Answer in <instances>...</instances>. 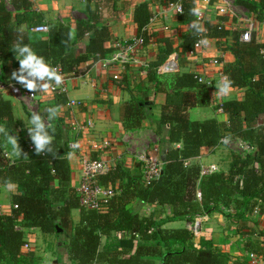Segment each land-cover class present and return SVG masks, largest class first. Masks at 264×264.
I'll list each match as a JSON object with an SVG mask.
<instances>
[{"label": "trees", "instance_id": "1", "mask_svg": "<svg viewBox=\"0 0 264 264\" xmlns=\"http://www.w3.org/2000/svg\"><path fill=\"white\" fill-rule=\"evenodd\" d=\"M107 1L86 0L85 19L75 20L73 27L55 21L47 24V31L37 32L34 28L44 23L32 0H12V10L0 0V79H4L3 71L8 65L20 67L17 53L25 45L46 63L59 66L66 73L84 62L92 65L108 55L113 51L114 39L109 26L100 23V8ZM167 1L162 0V4ZM234 2L264 21V0ZM182 6L178 21L188 24L189 31L182 38L179 53L192 49L200 31V24L193 25L197 21L192 11L195 0H183ZM152 14L146 1L134 7L135 35L146 41L151 36L147 26ZM224 23L222 18L204 25L207 36L223 39L233 54L234 60L224 63L222 72L231 82L230 87L242 90L240 96L214 105L215 109L221 108L226 120L194 119L185 110L210 104L208 88L198 81L195 72H175L158 78L156 67L176 50L168 37L160 38L163 46L148 63L146 76L155 80L156 90L166 94L158 119L159 127H165L166 132L162 135L161 130L157 131L163 144L161 173L146 182L141 174L135 176L121 166H112L98 179L104 185L117 186V191L98 209L82 207L70 183L66 153L71 150L68 143L72 137L66 139L65 132L71 128L66 127L58 114V108L66 104V95L53 94L54 101L47 107L57 114L44 123L53 140L40 155L35 153L29 132L35 126H28L26 133L18 131L11 101L0 98V128H3L0 140L15 136L21 149L20 157L13 162L0 155V184L14 186L12 209L8 214H0V264H36L33 252L22 249L24 232L15 227L19 217L26 226L58 236L71 264H249L246 256H232L215 246L210 238L203 236L196 241L188 227H165L168 221H191L198 213L220 212V206L233 208L225 218L235 223L244 249L264 260V224L253 227L248 223L253 211L264 212V123L258 124L264 115V41H258L254 33L249 40H241L237 29L229 40ZM81 40H85L84 51L76 53ZM19 75L26 76L27 72ZM123 78L127 79V75ZM20 87L28 91L21 83ZM148 107L137 98L125 101L123 125L138 127ZM223 138H240L254 149L244 155L232 152L227 170L201 176L199 164L188 160L197 157L203 146H218ZM49 147L53 153L48 151ZM143 204L153 207L145 213L141 209ZM73 210L78 211L76 222ZM103 237L106 239L102 244Z\"/></svg>", "mask_w": 264, "mask_h": 264}, {"label": "crops", "instance_id": "2", "mask_svg": "<svg viewBox=\"0 0 264 264\" xmlns=\"http://www.w3.org/2000/svg\"><path fill=\"white\" fill-rule=\"evenodd\" d=\"M32 1L34 3L35 10L41 13L44 24L60 21L65 24H70L71 27H73L75 20L85 19L83 11L85 9L86 0ZM112 1L115 4H112V9L110 11H107L105 6L100 8L102 10L100 23L101 25L103 24L109 26L113 39H128L136 34V26L133 20V11L136 4L146 1L148 2L151 11H160L161 14L157 23L152 24L150 27V41L153 43L148 45L147 54L144 56V59L146 61L148 60V63L153 60L163 46V43L160 42L159 39L168 37V39L172 41L173 46H175L177 50L176 52H178L176 57L177 71L175 72H194L196 70H201L208 78H211L213 81V86L210 88L207 87L210 104L205 107L185 108V110H188L189 115L194 119L203 120L214 117L218 120L225 121V114L214 108V95H220L223 101L227 98L238 97L242 94V90L233 87H229V90L226 94L220 91V88L223 87V84H221V81L216 73L223 67L224 63H230L234 60V56L227 48L225 41H223V39L222 41H218L215 38L208 37V45L206 49H204V51L199 54L198 61H190L186 57V52L179 53V45L184 34L189 31V25L180 23L178 21L177 13L164 10L165 8L163 4L160 3V0H126L122 5L120 4V1ZM221 1L224 2L223 0ZM229 1H231V7L225 14L218 12L217 3H214V1L207 3L204 0H199L198 3H195V8L198 7L199 3L202 6L210 4L207 5L206 8L205 22L214 24L216 21L224 18V26L228 36L227 38L230 40V35L232 31L236 30V27H238L240 18L236 14L237 7L235 6V0ZM91 5L93 6V4ZM6 6L8 9L12 10L11 4H6ZM75 12L81 14V16L74 17ZM248 15L249 17H252L250 14ZM163 24L168 25L169 28H163ZM258 25L259 27L255 25L256 29L253 27L252 33H254L258 41H264V21L259 22ZM229 40L228 42H230ZM84 48L85 40H81L77 43L75 52L81 53L84 51ZM211 58H217L220 60L221 65H212L208 63ZM199 60L202 62H199ZM85 63L86 62L80 64L79 66H84ZM204 66L206 67L204 68ZM13 72H16V74L19 75L21 73L20 67L15 68L12 65H8L3 71L2 78H7V81H13ZM113 73L114 69L104 70L100 67L98 62H95L94 64L90 65L86 71H83L80 75L71 77L67 81V90L65 93L66 99H76L80 101V106L78 108H74L71 113L67 111L65 106L59 107V116L62 117L66 127L69 125L70 118L82 122H85L89 119L92 123V129L88 131L86 130L83 133L81 132L82 134L80 132H75L76 130L73 128L65 132V138L70 140L72 137V140H75L76 144L78 145L75 149H71L66 153V158L70 166V183L74 188H76L77 184L79 183L83 160L86 157H102L108 161L111 167L118 165L129 171L130 174L138 176L141 174V164L136 160V153L141 152L142 149L147 146L149 139V132L147 131L153 132L154 135L158 137V145L160 147L163 145L160 142V136L158 135L157 131L161 130L162 135H164L166 132L165 127L160 128L158 125L160 107L166 98L165 92L156 90L155 80H148L146 75H139L136 78H133L131 75L126 74L127 79L123 78L121 81H115L112 78ZM8 74H10L9 77ZM160 74L162 73L156 72V75L159 79H162L163 76L168 75L162 74V76ZM53 96V94L47 93L42 96V98H39L40 101H46L42 103L44 106L41 107L42 110L39 113L46 115L42 117V121L44 123H48V117L50 113H47V107L53 103L52 101H54V99L51 100ZM220 96H218V99H220ZM3 97L11 101L13 115L17 124V130L26 133L27 127L31 125L30 119L33 111L30 110L24 102L18 100L16 97L10 94L6 93L3 95ZM131 98L143 100L145 105L149 106L146 108L147 110H145V117L142 119L141 124L136 128L125 127L122 120L123 103L127 100H130ZM262 123H264V115L261 116L258 121V124ZM222 142L223 141L221 140V143L216 147L203 146L201 148L200 154L197 157L189 159L188 163L195 162L198 163L199 166H202V163L210 164L216 162L217 164V153L222 145ZM7 144H9L8 139L0 140V155L6 161L13 162L14 159L20 157V155L15 154L12 148L10 149V152L9 148H7ZM104 144L108 145L104 146ZM179 145L180 144H176V146ZM3 146H5L6 149L3 148ZM130 146L132 147L129 148ZM155 147H157L156 150L158 151L159 147L157 145ZM157 156L162 162L163 153L161 152V148ZM220 167L223 170H227L224 168L225 166H218V170ZM13 191V185L0 184V214L10 213L12 209L11 195ZM152 207L153 206L146 204L141 205V209L150 208L151 210ZM253 213H255L258 218H261V220L264 219V212L262 214H258V212L253 211ZM213 214L214 213H212L211 218L215 219ZM77 215L78 211L73 210L72 217H77ZM188 222H190V220L168 221L165 223V227H188ZM229 222L233 224V222L230 220ZM215 223H217L218 227H215V230L212 232H207L208 223H202L203 226L201 225V230L203 229L202 233L204 234V237H209L213 244L218 248H222V246L217 244V240L225 243L223 250L229 252L232 256H246L247 254H251L244 249L243 238L241 235H238L236 230H233L234 232H229L231 235L224 237V232L222 231L225 230V226L227 228L229 226L226 224L224 226L223 223L221 224L219 222H212L213 225ZM15 227L24 232L25 243L22 246V249L23 251L33 252L36 264H71V260L68 258L63 248L62 249L64 251L62 254L61 252H48L44 247L48 239H51L53 242H56V246L61 248V240L58 236L55 237L51 235L48 238L46 236L40 235L41 230L38 227L24 225L22 217L17 218ZM225 232L227 233V230ZM105 239V237L102 238V244L105 242ZM26 244L27 247H25ZM58 254L61 256H58ZM250 256L252 257V255ZM254 257L252 259L247 257L249 264H262V261H259L257 257Z\"/></svg>", "mask_w": 264, "mask_h": 264}, {"label": "built area", "instance_id": "3", "mask_svg": "<svg viewBox=\"0 0 264 264\" xmlns=\"http://www.w3.org/2000/svg\"><path fill=\"white\" fill-rule=\"evenodd\" d=\"M4 3L11 4L12 0H3ZM205 2L209 3L210 1H214L217 3V10L221 14H225L228 12L231 4L229 0H204ZM221 1V3H220ZM199 0H195V3H198ZM162 4V3H161ZM183 0H168L166 5L164 6V10H169L175 12L177 14L183 11ZM207 5H201L199 3L198 7L195 9L200 10L199 17L195 15V18L200 24V31L197 40L193 43L192 49L186 52V57L190 61L197 62L198 56L201 54L204 49H206L208 45V36H207V28L205 27L204 23L206 21V8ZM232 10V9H231ZM230 10V11H231ZM160 11H155L149 18V23L147 29L150 31V27L152 24L157 23L158 18H160ZM163 28L168 29L169 26L163 24ZM220 28V26H219ZM48 26L47 24H41L34 28L37 32H45L47 31ZM253 31L252 23H248L244 28L240 30V39L241 40H249L251 33ZM206 40L207 43H202V41ZM153 43V42H152ZM150 39L146 41L143 36L134 35L128 39H114L111 43L113 47V51L110 52L108 55L100 58L97 62L100 67L104 70L106 69H114V73L112 78L115 81H121L124 75H131L133 78H136L139 75H146L147 68L149 66L148 60L144 59V56L147 54L148 45L152 44ZM178 52H172L168 55V57L156 67V72L158 73H165L170 74L177 71V62L176 57ZM146 58V57H145ZM199 62H202L199 60ZM210 64L212 65H221L220 60L217 58H211L209 60ZM90 65L86 62L84 66H78L71 72H63L59 66H54L58 69V71L63 76V83L60 86L55 85V81L53 80L51 86L47 91H38V92H29V91H22L20 87V83L16 81H7L0 79V98L3 97L4 94H10L14 97L20 98L24 103L27 100H37L42 98L47 93L51 94H65L67 90V81L76 75H80L83 71H86ZM206 66H204L205 68ZM195 76L197 77L198 81L203 82L208 88L213 86V81L211 78H208L203 71H194ZM130 73V74H129ZM134 75H132V74ZM217 76L221 81V84L224 83L225 75L222 72V68L217 71ZM47 82V79L44 81L37 80L38 84H42ZM222 102V101H221ZM220 101L218 103H221ZM80 106V101L72 98H68L65 104V108L69 113L74 108H78ZM220 112H222L221 108H218ZM70 128L75 129V132H85L86 130L92 129V123L90 120H86L85 122L77 121L73 118H70L69 125ZM81 133V134H82ZM78 134V133H75ZM77 136V135H76ZM240 143L243 144V149L247 150L248 152L252 151L254 147L250 145L248 142L238 138ZM226 139L223 138L222 141ZM108 144H104L107 146ZM70 149H75L77 144L75 140H72L68 143ZM157 151V147L154 146L153 148ZM250 150V151H249ZM136 159L141 164V176L146 182H150L151 180L156 179L159 177L161 170H162V162L154 155L152 152H139L136 153ZM111 168L108 161L104 158H89L86 157L83 160V165L81 169V175L79 183L76 186V192L78 195L79 203L82 207L87 209H98L100 204L106 202L108 198L114 195L117 191V186L115 185H104L102 184L98 177L100 174L106 173ZM218 171V166L215 163H210L206 166H200V175L205 176L210 173ZM209 216L208 213L202 212L195 214L193 219L187 223L188 228L195 234V237L201 231L202 219L207 218ZM198 241V240H196ZM27 247V244L25 245ZM253 255V254H252ZM255 256V255H254ZM256 258V256L254 257ZM259 261H262L264 264V260L257 257Z\"/></svg>", "mask_w": 264, "mask_h": 264}, {"label": "rangeland", "instance_id": "4", "mask_svg": "<svg viewBox=\"0 0 264 264\" xmlns=\"http://www.w3.org/2000/svg\"><path fill=\"white\" fill-rule=\"evenodd\" d=\"M112 0H108L105 4V9L107 10V11H110L111 9H112V4H115L113 1L111 2ZM117 1H120V4L122 5L126 0H117ZM36 3H37V1H36ZM40 3V2H39ZM160 3H162V0H160ZM6 4H8V3H6ZM235 6L237 7V11H236V14H237V16H239V18H240V21H239V23H238V27H236V29L237 30H241L242 28H244V26L246 25V24H248V23H252V27H254L255 28V25L256 26H258L259 27V22H261L260 20H258V19H256V17L253 15V13L252 12H250L248 9H246L245 7H243V6H240V5H236L235 4ZM8 7H10V6H8ZM248 14H250L252 17H249V15ZM75 16H81V14H79V13H74V17ZM256 29V28H255ZM162 74H165V73H162ZM162 74H160V75H162ZM169 75V74H168ZM10 76V74H8V77ZM163 76V75H162ZM162 78V77H161ZM163 78H166V76H163ZM3 80H8L7 78H4ZM216 96V97H215ZM218 96H220V95H217V94H215L214 95V99H215V104L216 103H218L219 101L221 102L222 101V99H221V96L219 97L220 99H218ZM17 98V97H16ZM18 100H20V98H17ZM213 99V100H214ZM20 101H22V100H20ZM23 102V101H22ZM43 102H46V101H40L39 99H37V100H27L26 101V106L30 109V110H32L33 111V113H40V111L42 110L41 109V107L42 106H44V104H42ZM147 132H149L148 134H149V139H148V144H147V146L144 148V149H142V151L141 152H146V153H148V152H152V153H154V155L158 158V156H157V154H158V152H159V150H160V146L158 145V143H159V140H158V137L156 136V135H154V133L153 132H151V131H147ZM129 138H130V136H129ZM131 145H133V144H131ZM158 146L159 148H158V151H155L153 148H154V146ZM243 144H241L240 143V141H239V139L238 138H233V139H226L225 141H223L222 142V145H221V147L219 148V151H218V153H217V158H218V160H217V164H216V162H214L217 166H225L224 168L225 169H227V167H226V165H228V163H229V161H230V159H231V154H232V152H235V153H239V154H241V155H244L245 153H247L248 151L247 150H245V149H243V147L244 146H242ZM132 146H130L129 148H131ZM3 148H5L6 149V147L5 146H3ZM7 148H9V150L12 148V146H11V144L9 143V144H7ZM250 151V150H249ZM7 152H8V150H7ZM10 152H11V150H10ZM137 160V159H136ZM209 164V163H208ZM207 163H202V165L203 166H206V165H208ZM220 169H221V167H220ZM219 169V170H220ZM150 210V208L148 209H142V211L143 212H148ZM220 212H214V218L215 219H218V220H215V219H212L211 218V215H209L207 218H204V219H202V223H208V225H207V232L209 231V232H212V231H214L215 229V227H218V225H217V223H215L214 225L212 224V222L214 221V222H219V223H223L224 224V226H225V224L226 225H228L229 227V229L225 226L224 228H225V230H223L222 232H224L223 233V236L225 237V236H229V235H231V234H229V232H231V231H235L236 230V227L234 226L235 225V223H234V225L233 224H231L230 222H229V220L228 219H226L225 218V214H227V213H230V212H233L234 210H233V208H227V207H225V206H220ZM255 212V211H254ZM78 219V215H77V217L76 216H74L73 217V220L74 221H76ZM248 223L251 225V226H253V227H258V226H261V225H263L264 224V219H262L261 220V218H258L257 216H256V214L255 213H252V216H250V218L248 217ZM203 226V225H202ZM203 230V229H202ZM202 230L199 232V234H197V236H196V240H200V238L201 237H203L204 236V234L202 233ZM227 230V233L225 232ZM233 231V232H234ZM40 235H42V236H46V237H50L51 235H53V236H55L56 237V235L53 233V234H51V233H45V232H42V231H40ZM238 235H239V233H238ZM63 238V240L64 239H66V238H64V237H62ZM126 238V237H125ZM124 238V239H125ZM206 238H209V237H206ZM217 242V244H219L220 246H222V248H220L221 250H223V248L225 247V243H223V242H221V241H216ZM44 247L47 249L46 251H50L51 253H55V252H58V253H62L63 254V249L62 248H59L58 246H56V242L54 241L53 242V240H51V239H48V241L46 242V245H44ZM44 248V249H45ZM59 248V249H58ZM225 251V250H224ZM229 253V252H228ZM250 255H252V253L251 254H247L246 256L247 257H249V258H253L254 257V255H252V257L250 256ZM255 262H257V261H255Z\"/></svg>", "mask_w": 264, "mask_h": 264}, {"label": "clouds", "instance_id": "5", "mask_svg": "<svg viewBox=\"0 0 264 264\" xmlns=\"http://www.w3.org/2000/svg\"><path fill=\"white\" fill-rule=\"evenodd\" d=\"M193 14L198 16L200 15L199 9H193ZM199 24L198 21H193V25ZM73 36V33H69V38ZM202 43H207L206 40L202 41ZM14 47H19L18 45ZM26 53V55H24ZM22 57V58H21ZM17 58L20 60V72L25 73L27 75H19L17 76L16 72L12 73V78L18 80L29 92L36 91H47L51 86L53 80L55 81L56 86H60L63 83V76L58 71L57 68L52 67L49 63H46L42 56L36 54L35 51L29 45H25L20 51L17 53ZM47 78V82L38 84L37 80L44 81ZM230 81L226 78L223 83V87L220 88L222 93H227L230 87ZM50 113L48 119L52 120V117L57 113L56 111L50 107L47 109ZM31 125L35 127L29 128V132L31 134V139L35 143V153L40 155L46 146H48L53 140V135H49L45 130L46 125L42 121V117L39 113H32L30 119ZM47 127L51 128V124H48ZM0 131H3V128H0ZM54 132V129H53ZM7 136V134H5ZM18 139L15 136H8V142L11 144L12 149L15 154L19 155L21 153V149L18 144ZM78 146V145H77ZM48 151L53 153L54 150L52 148H48Z\"/></svg>", "mask_w": 264, "mask_h": 264}]
</instances>
